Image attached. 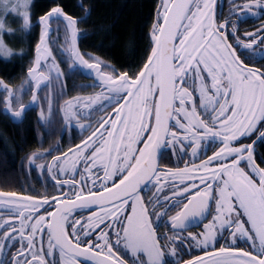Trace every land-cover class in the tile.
<instances>
[{"label":"snow or ice","instance_id":"1","mask_svg":"<svg viewBox=\"0 0 264 264\" xmlns=\"http://www.w3.org/2000/svg\"><path fill=\"white\" fill-rule=\"evenodd\" d=\"M28 2L25 0L26 5ZM9 3L0 0L5 9ZM215 6L216 0H161L151 35L154 46L135 78L127 74L104 76L100 62L79 58L87 69L97 71L105 86V94L89 100V105L106 101L97 111L111 107L113 114L102 115L95 126L81 125L92 131L75 150H69L74 158L69 160L65 153L63 161L56 156L55 165L39 166L49 171L59 166L63 173L70 163L75 173L79 165L82 179L72 193L74 199L59 201L53 197L62 206L41 214L40 209L49 204L48 198L37 200L0 191V208L11 213L9 219L0 216V264H80V257L95 264H126L118 254L121 247L131 254L132 264H164L165 245L157 238L152 217L158 219L172 210L176 212L170 217L174 230H186L189 222L206 214L212 216V222L203 225V233L189 234L190 241L207 247L216 241L217 234L231 236L232 243L240 236L252 241L257 250L253 254L220 247L218 252L207 254L208 260L198 258L187 264H264V167L256 163L251 145L234 146L253 132L264 139V70L245 63L264 59V28L247 33L250 42L242 43L237 38L234 47L226 43L227 37L221 32L228 22L218 25L215 21ZM237 7L251 11L264 7V0H245ZM53 17H63L69 28L77 24L61 7H53L41 18L44 30L29 70L37 90L42 81L50 79L42 61L47 63L51 57L57 77L62 75L47 42ZM47 71L51 73L52 69ZM4 87L9 94L3 103L10 115L21 117L27 106L13 109L12 92ZM217 139L223 147L199 165L163 173L157 165V153L162 148L178 150L182 155L191 149L196 157L202 142L214 143ZM36 158L29 157V163L34 164ZM214 162L216 166L212 167ZM200 171L202 175L193 176ZM175 180L179 184L172 182ZM89 181L92 188L85 190ZM71 183L77 188L75 179ZM148 185L156 189L148 200L151 213L140 195ZM210 201L214 202V215ZM93 206L98 212L86 221L73 218L69 223L73 209ZM101 225L108 231L101 230L93 239L92 232ZM110 232L115 235L114 243ZM16 244L19 247L8 260Z\"/></svg>","mask_w":264,"mask_h":264},{"label":"flooded vegetation","instance_id":"2","mask_svg":"<svg viewBox=\"0 0 264 264\" xmlns=\"http://www.w3.org/2000/svg\"><path fill=\"white\" fill-rule=\"evenodd\" d=\"M244 2L245 0H235V3L233 2V0H216L215 21L218 25L224 24L226 21L228 22L229 26L225 29H222L221 32L227 37L226 43L232 44L234 47L236 46L235 41L237 38H239L242 43L250 42L249 37L246 34L255 33L259 29L264 28V7H254L251 11L241 10L237 7V5H242ZM58 21H60L61 23ZM53 22L55 24H60L61 28L65 29L66 32L69 33L68 26L61 20L52 18L50 24L52 25ZM37 25L39 27V34L41 35L44 28L42 24L35 22V26ZM48 45L49 49L52 52V56L56 59V51L53 49V47H50V41L48 42ZM80 50L82 53L84 52L81 48ZM150 54L151 52L134 70L125 68L121 69L114 62L106 61V59L98 56H95L94 58H91L88 55L85 56L84 54L83 56L84 59L89 63H96L97 61L100 62V73H102L104 76L111 75L116 77L120 74H127L129 77L135 78L139 74V72L143 70V66L147 62V58L150 56ZM237 54H240L239 49H237ZM70 58L73 64V70L71 73H66L64 75V83L66 85L67 92H73L77 89L82 94V96H71L67 98L68 100L71 99L72 102L77 103V111L75 113L81 117V122L77 123L76 126L66 128L64 131L61 129L62 120L55 118L51 124L52 128L47 129L43 125H41V122L37 117L42 93L48 90L49 86L52 85V79L50 77L49 80L42 81L39 90H37V88L35 87L36 81L29 76V70L34 66V62L36 59V47L35 53L31 59L30 64L28 65L26 74L23 76V78L27 77L29 80V89L22 98L18 99L17 104L15 103V89L21 83V81L18 84L11 86L6 83L0 84V113L4 118H7L9 122L19 127L26 122L31 121V124H33L34 139L32 143L27 144L22 148L21 151H17V154L15 156H12V161H16L15 164L17 170L16 173L13 174V186L0 185V191L15 192L18 196H33L37 200L48 198L49 204L44 205L40 209L41 214H46L45 209H47L48 211H52L55 208L62 206L56 201H53V197H56L59 201H64L67 197H71L72 199H74L72 193L79 187V183L82 179L80 172H82L83 169L78 165L77 171L73 173L70 170L69 163L65 165V171L61 173L59 171V166L52 167L50 171L47 167L41 170L39 166L55 165L56 162L54 161L53 157L59 156L63 161L65 153L69 154V160L74 158L69 150H75L76 146L80 145L82 140L86 139L92 131L91 128H82L81 125L87 126L89 124H92L93 126H95L96 120L99 119L102 115L111 116L113 114L111 107H108L107 110L103 112L97 111L101 103H108L106 101H97L95 104L89 105V100L95 99L98 95L105 94V86L103 82H98L94 77H89L84 74L81 68L74 62L71 50ZM50 59L51 57L48 59V61ZM241 59L243 60L244 57L241 56ZM245 63L248 64L249 67H255L264 70V59L258 60L255 63H251L245 60ZM42 65H47V63L42 61ZM90 72L93 75L97 74V71L95 69L90 70ZM97 76L102 79L100 75L97 74ZM81 83H83L84 85L80 87ZM4 86H7V89L11 90L12 92L13 109L19 110L21 107L27 106L21 117H13L12 115H10L8 106L3 103V101L8 98L9 94ZM34 95L36 96L35 101H33ZM257 127H259V125ZM204 145H208V150L206 152L204 150ZM247 145H251L256 163L260 167H264V139L260 138L259 132H253L250 137H241L240 141L234 142V146ZM221 147H223V145L220 143L219 139H217L214 143H212L211 141L202 142V148L199 150L196 157H193L191 155V149L187 150L186 155H182L178 150H173L171 148H162L157 153V165L159 169L162 170V173L168 171L169 169L173 171L177 169H183L185 166L192 168L193 165L201 164L204 160L207 159V157L212 156L216 151H219ZM161 152L163 153L162 157L160 154ZM33 155H35L37 158L35 159L34 164H30L28 158ZM9 163L11 164L10 161ZM215 166L216 164L214 162L212 167ZM202 174V171L194 172L193 176L198 177ZM73 179H75V181L77 182V188L72 187L71 182ZM58 181H68V183L59 184L57 183ZM172 182L179 184V180H175ZM185 182L191 183V181ZM196 183L199 184L198 179L196 180ZM200 187L203 188V185H200ZM88 188H92V184L90 181L86 184L85 190H87ZM155 191L156 189L153 187V185H148V187L140 193L141 198L143 199L145 205L148 207L150 213L152 212L153 208L152 205L148 204V200L152 197ZM165 191H167V189ZM210 209L213 211L214 215V202L210 201ZM0 211H2L3 218H11V213L7 208H0ZM94 211L98 212L97 206H93L91 209L75 208L72 210V216L69 218V223H71L73 218L79 219L83 223ZM157 211H163V209L157 208ZM175 214V210H172L169 211L167 215L159 217L158 219L156 217H152L153 228L156 231L157 238L160 239L162 245H165L164 264H187L188 261H195L198 258L208 260V253L218 252L220 247L228 246H231L236 251H249L253 254H256L257 250L252 247L253 242L248 241L246 238H242L240 236H237L235 243H232L231 236H227V238H224L217 234L216 241L210 243L207 247L199 244L198 242L190 241L189 239H187L189 234L191 233L192 235H196L197 233H203V225L206 223H211L212 216L206 214L204 218H197L189 222V226L186 230H174L171 228L170 217L174 216ZM15 223L18 225L19 221L16 220ZM101 230L108 231V229H105L104 226L101 225L100 229H95L92 232L93 239L101 233ZM232 230L233 229H229V231ZM109 237L114 243L115 235L110 232ZM173 240H175V242H173ZM255 243L258 245L259 241L256 240ZM18 247L19 245L16 244L12 248L11 252L8 253V260H11V258L15 255ZM173 248L175 249V255L172 254ZM118 254L125 259L126 264H132L133 258L131 257V254L125 252L122 247L121 251ZM79 261L80 264H95V261L86 259L84 257H80Z\"/></svg>","mask_w":264,"mask_h":264},{"label":"trees","instance_id":"3","mask_svg":"<svg viewBox=\"0 0 264 264\" xmlns=\"http://www.w3.org/2000/svg\"><path fill=\"white\" fill-rule=\"evenodd\" d=\"M160 3L161 0L37 1L32 7L34 29L24 33L19 26L20 37L14 43L10 40L19 52L8 58L0 56V81L11 86L23 79L40 36L35 22L53 7H61L66 14L79 19L80 46L85 56H98L114 62L121 69L134 70L151 52V35ZM14 28L17 31V27ZM50 47H53L51 42ZM33 140L31 121L19 127L0 113V151L5 155L6 165L3 168L7 170L0 175V181L13 182V174L17 170L12 156Z\"/></svg>","mask_w":264,"mask_h":264},{"label":"rangeland","instance_id":"4","mask_svg":"<svg viewBox=\"0 0 264 264\" xmlns=\"http://www.w3.org/2000/svg\"><path fill=\"white\" fill-rule=\"evenodd\" d=\"M40 0H30V2L25 4V0H10L8 8L5 9L3 5H0V56L4 58L10 57L13 53L19 52L14 49L12 43L18 40L20 37L19 26H22L21 32H31L34 29L33 16H32V7L33 4ZM15 6L16 11H11V8ZM25 14H27L28 22L25 23ZM55 31L53 36L50 39L51 46L56 51L55 64L58 66L59 72L62 73L57 77V72L53 68V62L50 59L47 62V65H42L45 70V73L50 75L52 79V85L49 86L48 90L42 93V98L40 100V107L38 109L37 117L45 128L50 129L51 124L55 118L62 120L61 129L64 131L66 128L71 126H76L77 123L81 122V117L79 115L73 116L72 113L76 112L77 103L72 102L71 99H67L71 96H79L82 94L79 90L73 92H67L66 85L64 83L66 73H71L73 70V64L70 58V40L69 33L65 29L61 28V25L58 23H52ZM17 27L15 31L14 27ZM59 29V31H57ZM9 39V40H8ZM11 40V42H10ZM101 60V59H99ZM52 69L51 73L47 70ZM84 85L80 84V87ZM29 89V80L27 77H24L21 80V83L15 89V103H18V99L22 98ZM69 102L72 103V107L69 108ZM43 113V117L41 116ZM5 156V155H4ZM3 156V153L0 151V175H4L7 172L6 168L3 167L6 165V160ZM9 172V171H8ZM9 174V173H8ZM0 185L13 186L12 182H3L0 181ZM0 216H2V211H0Z\"/></svg>","mask_w":264,"mask_h":264},{"label":"water","instance_id":"5","mask_svg":"<svg viewBox=\"0 0 264 264\" xmlns=\"http://www.w3.org/2000/svg\"><path fill=\"white\" fill-rule=\"evenodd\" d=\"M51 11V10H50ZM50 11H48V12H50ZM63 11V10H62ZM47 12V13H48ZM64 12V11H63ZM47 13H45L44 15H42L39 19H38V21L40 22L41 21V18L43 17V16H45ZM64 14L66 15V16H70V17H72V19L73 20H76L77 21V24L75 25V27H74V29L73 28H69V32H70V38H71V42H72V57H73V60L75 61V63L81 68V70L84 72V74H86L87 76H89V77H94L98 82H103L102 81V79H100L98 76H97V74H92L91 72H90V70L89 69H87L83 64H81L80 63V57H82L83 59H84V57H83V55H82V53H81V51H80V47H79V37H80V33H79V29H78V18H76V17H74V16H71V15H69V14H66L65 12H64ZM53 18H56V17H53ZM64 22H66V24L68 25V22L66 21V20H64V18L63 17H60ZM41 23V22H40ZM42 24V23H41ZM42 26L44 27V25L42 24ZM49 27H50V29H51V31L49 32V36H50V34L52 33V31H53V28L50 26V23H49ZM73 32H75V36H73ZM49 36H48V38H47V42H48V39H49ZM40 41H41V38H40ZM40 41H39V44H38V46H40ZM153 46H154V42H153ZM38 48V47H37ZM73 53H76V55H74ZM36 54L38 55V53H37V51H36ZM85 60V59H84Z\"/></svg>","mask_w":264,"mask_h":264}]
</instances>
